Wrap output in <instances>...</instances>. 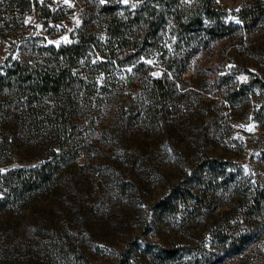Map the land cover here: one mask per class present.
<instances>
[{
  "label": "rangeland",
  "instance_id": "obj_1",
  "mask_svg": "<svg viewBox=\"0 0 264 264\" xmlns=\"http://www.w3.org/2000/svg\"><path fill=\"white\" fill-rule=\"evenodd\" d=\"M37 1L8 25L0 13V67L26 41H74L87 3L135 9L144 0ZM217 6L239 29L193 58L183 77L170 74L164 117L145 109L150 75L163 74L153 54L115 70L126 105L103 109L79 166L31 186L19 171L44 161L35 137L0 156V264H264V209L245 221L258 235L248 249L230 254L212 235L246 219L244 186L264 184V29L241 28L243 0Z\"/></svg>",
  "mask_w": 264,
  "mask_h": 264
},
{
  "label": "trees",
  "instance_id": "obj_2",
  "mask_svg": "<svg viewBox=\"0 0 264 264\" xmlns=\"http://www.w3.org/2000/svg\"><path fill=\"white\" fill-rule=\"evenodd\" d=\"M33 1L1 2L0 13L5 15L1 17L8 19L4 23L23 18L34 7ZM85 8L81 26L72 33L74 41L61 46L26 41L19 56H10L0 67V156H10L22 137H35L44 161L19 171L31 186L52 181L64 164L79 166V158L87 156L86 138L103 109L125 107L113 83L118 67L160 54L163 74L150 75L145 109L158 112L161 118L174 100L176 82L170 74L183 77L193 58L239 29L225 21L217 0H144L135 9L111 1L87 3ZM240 17L244 31L263 30L264 0H243ZM93 53L100 56L96 62L91 59ZM260 82L264 87V81ZM223 84L229 86L226 78ZM235 94L227 87L230 101ZM243 188L246 219L212 230L221 241L217 247H225L230 254L257 241V233L245 227V221L264 209V184Z\"/></svg>",
  "mask_w": 264,
  "mask_h": 264
}]
</instances>
